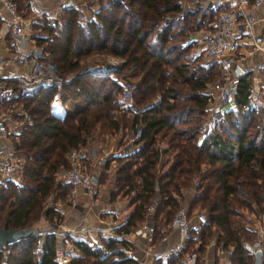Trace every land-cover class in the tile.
Segmentation results:
<instances>
[{"label": "trees", "instance_id": "1", "mask_svg": "<svg viewBox=\"0 0 264 264\" xmlns=\"http://www.w3.org/2000/svg\"><path fill=\"white\" fill-rule=\"evenodd\" d=\"M96 1L90 18L79 19L76 7L64 3L51 21L40 16L31 25L37 28L32 36L40 47L35 59L53 63L60 74L72 72L61 88L63 97L68 95L79 108L68 114L49 107L52 87H38L31 97L20 99L27 117L21 120L18 140L11 137L9 143L24 153L21 183L12 179L5 180L6 186L0 183V225L24 227L39 214L51 220L58 212L44 199H62L69 187L58 178V171L69 165L66 151L83 146L93 130L98 135L125 127L133 134L139 126L140 134L132 139L137 148L122 157L114 172L116 191L133 190L132 208L119 230L134 227L151 200V235L164 234L182 201V189L191 187L185 202L190 236L183 249L201 252L213 237L216 244L231 246L230 264H255L254 230L247 224L250 215L259 216L264 208V113L254 119L259 106L246 100L250 70L236 75L234 107L224 110L225 119H215L196 140L204 109L194 101H204L206 83L221 72L214 58L189 49L196 29L205 26L218 6L182 9L181 0ZM102 49L121 57L119 65L104 62L99 67L97 61H85L91 50ZM133 73L138 76L130 97L124 98L120 77ZM154 96L156 101H151ZM160 142L165 144L159 146ZM169 154L168 165L157 172L154 164L165 162ZM142 194L145 203L138 201ZM193 207L205 213L203 222L195 219ZM69 241L77 252L65 264L133 262L118 248L126 245L121 237L103 236L101 245L78 237ZM39 242L41 250L34 254L36 234L13 241L5 255L0 253V264H62L55 260L53 233H43ZM259 248L258 264H264V238ZM173 254L169 264L177 261L179 254Z\"/></svg>", "mask_w": 264, "mask_h": 264}, {"label": "crops", "instance_id": "2", "mask_svg": "<svg viewBox=\"0 0 264 264\" xmlns=\"http://www.w3.org/2000/svg\"><path fill=\"white\" fill-rule=\"evenodd\" d=\"M68 0H24V5L26 8L30 9L29 15L31 17L26 18L29 26L26 29L29 31L26 33H12L9 29V15L2 8L0 4V53H8L10 51H18L27 57L20 67L26 68L31 59L40 53V47L35 44L33 39V34L36 33L37 28H32V24L38 23L40 16L46 18L49 15L54 18L61 10V7ZM73 4V0H70ZM242 6L247 11H252L254 14L262 17L264 15V1L257 7H253L249 4V0H240ZM16 5H19L18 0H15ZM81 5V4H80ZM194 5L193 7H197ZM227 6V2H223L218 5L219 8ZM81 7V6H80ZM181 7H191L187 5V2L181 1ZM84 14V13H83ZM93 15L90 13L88 18ZM24 17V16H23ZM38 18V19H37ZM51 18V19H52ZM261 22L254 26L258 29ZM240 30V29H239ZM238 30V31H239ZM238 35L240 32L237 33ZM194 37L196 36V31L194 32ZM193 53L201 52V47L194 39V44L189 49ZM110 53V52H109ZM106 58V61L111 63L113 66L119 65L121 57L116 54L110 53ZM203 54V53H202ZM114 55V56H113ZM258 56L254 54H246L237 58L232 65V70L234 66H237L240 71L250 70L251 74V84L252 88H256L258 85L264 89L263 79L264 74H259L255 72L254 63ZM99 67H103L102 63L95 62ZM9 69H5L2 73L7 75ZM68 75V79L72 76V72L65 73ZM138 74H127L120 77V81L124 78L134 77L137 78ZM133 80V81H134ZM67 81V80H66ZM63 91V90H62ZM63 95H65L63 91ZM66 113H72L74 110L79 108V105L75 103L68 95L63 97V104L60 106ZM27 116H22L16 111V120L19 121V129L21 126V120ZM202 131H200L196 140L199 141L203 134L210 128V124L202 122ZM18 129V130H19ZM134 137L130 130L125 127H118L112 132L99 133L97 135L96 131H91L86 138L85 144L82 147V163L85 169L88 170L90 177L92 178V184L96 187V192L89 194V192L82 186H76L73 193L70 190L65 192L64 201L60 198H51L48 196L44 199V204L49 205L54 204V207L58 210H62L60 226L56 229H60L59 232H51L54 235V246L63 249L65 254H67V259L63 261L62 264L67 263L69 256L72 253H76L77 250L70 244L69 238L78 237L84 238L85 240H90L93 237L98 238V242L101 243L103 236H115L121 237L126 240V245L131 249V259L132 264H149V255L147 254L148 249L153 250H169L171 245L176 240V233L171 230H167L164 234L158 235V237H152V235L145 229L146 226L152 225V211L154 208V203L150 200L147 203L146 211L143 218L139 220L136 225L129 228L126 231L119 230L123 220L124 214H128L132 208V203L129 202V196L133 193L131 190L128 194L124 192L122 188L118 191L115 190L116 183L114 181V172L116 167L123 160V156L132 153L136 148L137 144L133 142ZM16 140H18V134H16ZM0 142L9 143L10 137L0 136ZM164 142H160L158 145H164ZM21 161L24 157V153L17 151ZM169 157L165 162L154 164L157 172L164 169L169 163ZM64 169L58 171V178L62 177ZM20 175V170L18 171L16 177L18 179ZM16 179V183L20 184L21 181ZM19 179H21L19 177ZM192 193L191 187H186L182 189V201L180 203L186 206V201ZM51 195V194H50ZM150 195V193H149ZM146 196V197H149ZM49 199V200H47ZM145 195L138 199V201L145 203ZM187 207V206H186ZM192 212L195 209L193 207ZM197 211V210H196ZM194 211V213L196 212ZM202 211V210H198ZM59 213V212H58ZM252 216L251 228L254 230V238L251 242L252 248L261 246V241L264 238V217L260 215V218H255ZM254 216V217H253ZM49 219L45 218L43 214H40L38 218L34 219L31 223L34 228L33 233L37 236V242L40 241L42 234L45 233L43 226ZM51 222V221H50ZM195 222V221H194ZM52 223V222H51ZM49 231V230H48ZM75 235H70V234ZM194 237V235H191ZM197 239L193 241V246H195ZM100 243L98 245H100ZM230 251L231 246L222 247L216 244L213 237L208 238L205 246L201 252L197 251V261L196 264H230ZM169 255H174L169 253L167 260L164 262H158V264H169ZM171 264H177V262L171 261Z\"/></svg>", "mask_w": 264, "mask_h": 264}, {"label": "built area", "instance_id": "3", "mask_svg": "<svg viewBox=\"0 0 264 264\" xmlns=\"http://www.w3.org/2000/svg\"><path fill=\"white\" fill-rule=\"evenodd\" d=\"M227 6L217 8L213 17L206 21L205 26L196 29L195 41L199 44L206 56L214 58L221 75L206 83L207 101L203 106L206 112V123L213 122L219 112L216 108V101H225L233 95L236 84V75L233 73V62L246 54H256L258 56L254 63L255 72L264 74V15L260 17L252 11L243 8L240 0H193L194 4H187L193 7L198 5L218 6L223 2ZM264 0H249L253 7L259 6ZM2 8L9 15V29L12 33L20 34L25 32L28 21L17 9L15 0H0ZM264 13V9H263ZM51 16L49 19L51 21ZM199 17L196 18V21ZM261 22L258 29L254 26ZM240 29V30H239ZM239 30V31H238ZM240 32L238 35L237 33ZM27 60V57L18 51L0 53V136L14 137L19 129V121L16 120V111L27 116L26 110L20 101L21 98L31 97L38 87H52L53 90L48 97V106L58 108L63 104V91L61 83L68 80L67 74H60L56 71L53 63L31 59L28 67L21 68L20 65ZM9 69L7 75H3L5 69ZM133 82L129 79L121 81V94L124 98L130 97V89ZM157 98H152L156 101ZM248 104H257L258 100L251 92L247 95ZM264 105V104H262ZM140 134V127L137 126L132 134L133 137ZM69 165L63 170L62 180L69 184L70 193L76 186L84 187L89 194L96 192V187L92 184L90 174L86 171L82 163V147L70 148L66 151ZM21 158L10 143L0 142V182L6 179H14L20 170ZM59 213L62 210H58ZM260 215L264 217V208ZM126 214H124V217ZM195 219L198 222L205 220L203 211L195 212ZM168 229L176 233V240L169 250L148 249L149 264H158L167 259L169 253H178L177 264H196L197 250L189 247L183 249L189 238V219L186 213V206L178 204L168 220ZM145 229L151 234L152 225ZM57 230V229H56ZM53 230V233L56 232ZM111 236V235H110ZM118 236V235H115ZM163 237L162 235L160 236ZM81 238V237H80ZM89 242L99 244L98 238H92ZM101 245V243H100ZM11 247V243H6L0 247L1 255H5ZM119 250L127 257H131V249L127 245H120ZM41 250V242H37L32 248V253L37 254ZM55 260L63 263L67 259V254L55 247ZM160 264V263H159Z\"/></svg>", "mask_w": 264, "mask_h": 264}, {"label": "rangeland", "instance_id": "4", "mask_svg": "<svg viewBox=\"0 0 264 264\" xmlns=\"http://www.w3.org/2000/svg\"><path fill=\"white\" fill-rule=\"evenodd\" d=\"M181 1H185V2H187V4H194V2H193V0H181ZM18 3H20L19 5H18V7H17V9L19 10V12L24 16V18L26 17V18H29V17H31V15H29V11H30V9H28V8H26V6L24 5V0H18ZM81 4V5H80ZM73 5L76 7V10H77V12H78V16H79V19H84L85 17H88V15H90V12L92 11V10H94L96 7H97V1L96 0H73ZM81 6V7H80ZM84 13V14H83ZM197 14V13H196ZM77 16V17H78ZM38 19V18H37ZM48 19H49V17H48ZM50 20V19H49ZM30 23V22H29ZM28 27H30L29 26V24H28ZM25 31H26V33L29 31V29H24ZM23 33V32H22ZM201 52L203 53L202 55H203V57L205 58L206 57V59H212L211 57H209V56H206L205 55V53L203 52V50L201 49ZM197 53H199V52H197ZM90 55H87L84 59H85V61H87V63H89L88 61H90L91 59L92 60H94V61H97V62H99V63H104V62H107L106 61V58L109 56V55H111L109 52H107V50H104V49H102V50H99V51H95V50H91L90 51V53H89ZM114 56V55H113ZM108 59V58H107ZM134 74V73H133ZM217 76H218V74H217ZM219 77V76H218ZM217 78V77H216ZM124 79H129L130 81H132L133 82V80H134V77L132 78V77H128V78H124ZM251 79V78H250ZM263 84H264V79H263ZM252 87V84H250V88ZM206 88L208 89V87L206 86L205 87V89H204V94H205V97H204V101H202V102H200V103H197L196 101H194V103H195V105H197V106H199L200 108H202L203 106H204V104L206 103V101H207V90H206ZM249 88V92H251V94L253 95V96H255L256 98H257V100H258V103L257 104H252L251 106H254V107H257V106H259V108H258V111L255 113V116H254V119L256 118V117H259L261 114H263L264 113V105H262V104H264V89L262 88V90H261V93H260V89H261V87L258 85L256 88H252V89H250ZM207 91V92H206ZM152 98H157V96H154V97H152ZM152 98H151V101H152ZM216 103V108L218 109V112H219V114H218V116H217V118L216 119H218V122L219 121H222V120H224L225 119V117H224V110L225 109H227V108H230V107H234L233 106V100H232V96L230 97V98H228V99H226L225 101H216L215 102ZM207 114H206V112L204 111V114L202 115V120L206 123V122H208L206 119H207ZM202 121V122H203ZM212 123L213 122H209V123H207V124H210L209 126H211L212 125ZM86 171H88L87 169H86ZM19 177H20V175H19ZM19 177H18V179H17V177H16V175H15V178L14 179H12L11 181H13L14 180V182L16 181V179L17 180H20L19 179ZM60 179H62V177H59ZM21 181V180H20ZM1 184H3L4 186H6V184H8L9 183V181L7 180L6 182H5V180H3L2 182H0ZM55 189V188H54ZM68 191L70 190V188L68 187V189H67ZM6 195H7V199H10V197H11V195L7 192L6 193ZM65 195H64V197L61 199V200H63L64 201V199H65ZM47 200H49V199H47ZM0 208H1V206H0ZM1 211H2V208L0 209V214H1ZM40 215V214H39ZM38 215V216H39ZM256 216V215H255ZM254 217V216H253ZM38 218V217H37ZM249 218H252V216H249ZM255 218H260V215L259 216H256ZM60 220H61V214L60 213H58L57 215H54V217L51 219V220H49V221H47L46 223H45V226H43V227H41V228H43L45 231V233H49V232H53V230H56V228H58L59 226H60ZM52 223H51V222ZM251 219H250V221L248 222V226H250L251 225ZM30 225H32V223L30 224ZM251 227V226H250ZM49 230V231H48ZM59 230L60 229H57L56 231H58L59 232ZM70 235H75V234H70ZM71 244V243H70ZM62 251L64 252V250L62 249Z\"/></svg>", "mask_w": 264, "mask_h": 264}, {"label": "water", "instance_id": "5", "mask_svg": "<svg viewBox=\"0 0 264 264\" xmlns=\"http://www.w3.org/2000/svg\"><path fill=\"white\" fill-rule=\"evenodd\" d=\"M66 4H71V1L68 0ZM233 72L235 75H238L241 71L238 69L237 66L233 67ZM90 179H92L90 177ZM34 228L32 225H27L24 227H4L3 225H0V247H3L6 243L27 237L31 234H33ZM253 262L255 264L260 263L261 260V251L260 248L256 247L253 249Z\"/></svg>", "mask_w": 264, "mask_h": 264}]
</instances>
